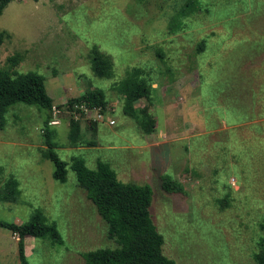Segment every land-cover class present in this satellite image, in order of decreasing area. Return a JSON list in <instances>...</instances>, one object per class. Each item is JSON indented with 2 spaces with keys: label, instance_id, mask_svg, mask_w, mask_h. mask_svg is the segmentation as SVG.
I'll return each instance as SVG.
<instances>
[{
  "label": "rangeland",
  "instance_id": "rangeland-1",
  "mask_svg": "<svg viewBox=\"0 0 264 264\" xmlns=\"http://www.w3.org/2000/svg\"><path fill=\"white\" fill-rule=\"evenodd\" d=\"M193 1L180 12L187 0H14L0 16V32L10 35L0 45V69L44 78L60 160L80 157L91 170L101 161L121 183L151 187L149 212L166 258L256 264L264 241V0ZM172 19H183L175 32ZM93 49L112 61L110 79L92 73ZM133 69L149 76L152 92L131 118L113 87ZM92 90L104 92L105 111L68 110V100ZM48 115L24 104L5 114L0 198L9 199H0V221L21 225L41 213L59 239L25 237L28 263L84 264L82 254L116 243L69 166L64 183L53 178L44 155ZM71 116L81 129L75 147ZM148 120L151 133L141 129ZM165 175L183 191L164 192ZM17 243L0 228V264H20Z\"/></svg>",
  "mask_w": 264,
  "mask_h": 264
},
{
  "label": "trees",
  "instance_id": "trees-1",
  "mask_svg": "<svg viewBox=\"0 0 264 264\" xmlns=\"http://www.w3.org/2000/svg\"><path fill=\"white\" fill-rule=\"evenodd\" d=\"M14 0H0V16L9 3ZM180 12L185 7L191 9L195 5L193 0H187ZM177 15V14H176ZM181 20L172 19L170 30L175 32L181 26ZM6 31L0 32V45L9 38ZM204 41L199 43L198 52L204 48ZM12 67L16 66L18 59L12 57L8 60ZM112 61L100 53L92 50L91 70L94 76L101 79H110L113 74ZM113 89L123 97V112L134 118L137 110L135 103L141 99L148 100L151 97L152 86L149 76H142L141 70L133 69L125 78L117 83ZM15 104L37 106L49 111L48 118L44 121L43 138L46 146L47 157L54 165L53 178L64 183L66 181L67 166L75 173L80 188L86 191L88 199L96 208L97 213L105 222L108 234L115 240L116 247L100 248L82 254L84 264H176L166 258L162 253L164 239L158 233L153 224L149 212L152 201V189L149 185L124 184L118 181L115 173L107 163L98 161L94 170L89 169L85 160L80 157H72L70 163L59 159L54 151V132L50 129V114L53 110L51 98L45 89V80L35 73L9 74L0 69V130L5 127V114L9 107ZM108 101L102 90L88 91L76 98L68 100L66 107L76 115H84V110H106ZM83 108V109H81ZM144 114V111L141 112ZM76 116L69 119L68 141L75 147L81 141L80 123ZM154 122L148 120L141 124L144 132L151 133ZM94 146L93 142H88ZM14 179L9 178L6 189H12V200L17 194ZM161 188L166 193H180L183 188L180 183L172 180L168 175L161 178ZM4 188V190H6ZM8 191V190H6ZM5 195L2 201L9 198ZM264 228V224L262 225ZM0 228L12 232L18 238L17 253L20 264H29L24 251L25 237L40 239L50 237L58 240L57 230L54 225H47L44 216L35 212L27 223L15 225L0 221ZM258 250L253 255L256 264H264V241L258 242Z\"/></svg>",
  "mask_w": 264,
  "mask_h": 264
},
{
  "label": "built area",
  "instance_id": "built-area-1",
  "mask_svg": "<svg viewBox=\"0 0 264 264\" xmlns=\"http://www.w3.org/2000/svg\"><path fill=\"white\" fill-rule=\"evenodd\" d=\"M111 124H113V122H111Z\"/></svg>",
  "mask_w": 264,
  "mask_h": 264
}]
</instances>
